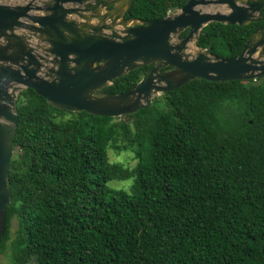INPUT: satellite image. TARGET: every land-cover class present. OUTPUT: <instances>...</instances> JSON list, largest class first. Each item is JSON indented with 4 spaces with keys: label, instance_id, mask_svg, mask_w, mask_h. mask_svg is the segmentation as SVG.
Wrapping results in <instances>:
<instances>
[{
    "label": "trees",
    "instance_id": "trees-1",
    "mask_svg": "<svg viewBox=\"0 0 264 264\" xmlns=\"http://www.w3.org/2000/svg\"><path fill=\"white\" fill-rule=\"evenodd\" d=\"M186 1L136 0L126 16ZM262 25L210 22L196 44L232 57ZM149 66L102 91L130 89ZM17 112L0 241L13 264H264V75L194 79L115 117L59 109L27 87Z\"/></svg>",
    "mask_w": 264,
    "mask_h": 264
},
{
    "label": "water",
    "instance_id": "water-1",
    "mask_svg": "<svg viewBox=\"0 0 264 264\" xmlns=\"http://www.w3.org/2000/svg\"><path fill=\"white\" fill-rule=\"evenodd\" d=\"M135 1L0 2V241L12 200L10 161L23 89H35L59 109L115 117L134 114L156 95L194 79L264 75V0H187L177 11L154 19L127 17ZM211 4L224 5L227 12L198 8ZM254 21L263 25L238 55L220 57L196 44L210 22L244 26ZM144 65L151 66L130 89L102 91Z\"/></svg>",
    "mask_w": 264,
    "mask_h": 264
},
{
    "label": "rangeland",
    "instance_id": "rangeland-1",
    "mask_svg": "<svg viewBox=\"0 0 264 264\" xmlns=\"http://www.w3.org/2000/svg\"><path fill=\"white\" fill-rule=\"evenodd\" d=\"M1 1L4 3H8V4H18V3H26L30 0H1ZM198 8H202L204 11H209V12H213V11H216L218 9L221 11L227 12V10L224 9L225 8L224 5H217V6H216V4H211V5H207V6L199 5ZM170 11H172V10H170ZM191 44H190V50L194 51L193 47H195V43H191ZM110 159L112 161H121V162L125 163L126 165H130V166H134L137 162V159H135L132 154L124 152V151L116 152L113 149L110 150ZM115 185L116 186H124L127 188L129 183L125 182V181H117V182H115ZM16 227H17V223H16V220L14 219L13 223L11 225V233L12 234H14ZM9 244H10V241L7 242L8 246H9ZM7 252H10L9 248H7L5 253L4 252L0 253V264H13L9 258V255L7 254ZM28 264H35V262L31 261Z\"/></svg>",
    "mask_w": 264,
    "mask_h": 264
},
{
    "label": "clouds",
    "instance_id": "clouds-1",
    "mask_svg": "<svg viewBox=\"0 0 264 264\" xmlns=\"http://www.w3.org/2000/svg\"><path fill=\"white\" fill-rule=\"evenodd\" d=\"M178 9H179V8H178ZM174 11H177V9H176V10H174ZM170 12H173V11H168V13H170ZM168 13H167V14H168ZM184 31H185V30H184ZM186 34H187V33H186ZM180 35H181V34H180ZM181 36H182V35H181ZM149 67H150V66H149Z\"/></svg>",
    "mask_w": 264,
    "mask_h": 264
},
{
    "label": "flooded vegetation",
    "instance_id": "flooded-vegetation-1",
    "mask_svg": "<svg viewBox=\"0 0 264 264\" xmlns=\"http://www.w3.org/2000/svg\"><path fill=\"white\" fill-rule=\"evenodd\" d=\"M0 2H2L1 0H0ZM2 3H4V2H2ZM151 66V65H150ZM167 69H169V67H166Z\"/></svg>",
    "mask_w": 264,
    "mask_h": 264
},
{
    "label": "bare ground",
    "instance_id": "bare-ground-1",
    "mask_svg": "<svg viewBox=\"0 0 264 264\" xmlns=\"http://www.w3.org/2000/svg\"><path fill=\"white\" fill-rule=\"evenodd\" d=\"M217 6V5H216ZM192 45V44H191Z\"/></svg>",
    "mask_w": 264,
    "mask_h": 264
}]
</instances>
